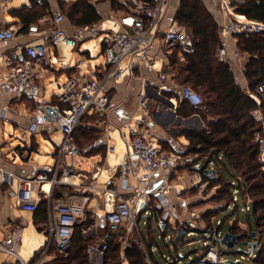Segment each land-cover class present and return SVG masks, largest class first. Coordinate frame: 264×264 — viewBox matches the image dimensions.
Returning a JSON list of instances; mask_svg holds the SVG:
<instances>
[{
  "label": "built area",
  "instance_id": "1",
  "mask_svg": "<svg viewBox=\"0 0 264 264\" xmlns=\"http://www.w3.org/2000/svg\"><path fill=\"white\" fill-rule=\"evenodd\" d=\"M35 1L37 4L43 3V0ZM122 1L126 11L122 16L111 19L114 27H109L105 20L100 24L80 28L76 30L74 36H70L68 29L63 26L65 16L58 13L54 17L53 29L49 33H41V41L33 39L25 45L9 48L3 54L9 69V76L0 77V94L21 98L33 96L38 91L41 74L46 72L51 65L50 48L59 45L76 48L85 32L100 36L104 46L103 57L107 70L103 80L71 78L62 85V93L58 97L60 105L37 103L33 111V130H36L38 126H53L63 134V138L56 154L55 168L51 177L47 174H40L34 178H19L14 194L25 211L34 213L38 210V202L34 194L36 186L50 182L55 187L67 183L66 180L73 177L74 158L82 153L74 140L77 128L90 112L95 111L100 116H108L112 107L113 97L104 88L106 82H121L127 76H133V63L154 65L151 52L155 42L159 39H163L169 46H180L179 57L182 60H185V54L194 52V47L188 42L189 36L185 29L176 23L173 25L167 23L174 0ZM234 1L236 0H214L216 15L226 21L224 26H221L222 42L218 48V56L221 61L229 64L235 73L237 83L244 92L257 102L258 108L253 112V117L262 128L256 133V138L261 144V160L264 163V80L258 84L254 92L250 89L248 81V85L245 86L240 83L239 76H245L244 57L237 48L231 46V40L236 34L246 36L264 34V22L236 14L232 7ZM29 34L32 36L40 34L38 27L31 26ZM15 37V30L0 29V43L4 46L8 47ZM235 40L237 43V39ZM166 77L167 73L161 75L162 80ZM160 99L161 92L152 89L148 83H144V89L138 97L140 113L128 126L119 128L126 151L123 161L119 164L118 172L123 188L131 192L133 198H120L107 212V231L100 243L90 245L87 249L89 264H105L107 252L115 239L128 247L127 235L122 230V225L127 223L129 228L137 227L136 216L142 212L148 214V210L154 209L153 206L161 212L157 224L162 239L166 243L169 240L174 241L182 232L175 234L170 229L172 214L176 211V207L168 197L172 178L176 175V168L181 164V157L164 149L144 131V127L148 124L152 102ZM179 100L186 101L194 107L204 104L203 96L190 86H182L174 90V97L169 101L175 114ZM198 119L199 116L195 115L192 119L185 120L195 121L193 124L196 125L200 124ZM108 151L113 153L115 148L110 147ZM183 161L184 164H193L194 158L185 157ZM196 168H199V165H196ZM156 176H162L164 184L151 197H148L138 210L141 197L145 194L148 184ZM200 178L202 179V175ZM233 184L237 183L233 182ZM206 186L204 182L201 188L204 189ZM95 190L97 187L94 186L93 191ZM109 193L117 195L114 189H110ZM86 199L87 197L74 196L70 200H52L49 197V237L42 255L32 261L24 260L19 253L18 236L9 234L0 241V253L7 256L0 264H39L54 242L58 252L67 255L72 248L76 227L87 220L86 202L88 199ZM234 200H238L237 190L234 191ZM195 234L192 230L188 231L184 241L178 242L177 249H185L201 242V240H188ZM204 242L207 244L208 240ZM163 258L166 264H181L182 262V257L173 252L170 255L164 254ZM147 262L155 264L150 258H147ZM189 264H227V262L221 258L216 246L214 247L210 242L205 246L200 257Z\"/></svg>",
  "mask_w": 264,
  "mask_h": 264
},
{
  "label": "crops",
  "instance_id": "2",
  "mask_svg": "<svg viewBox=\"0 0 264 264\" xmlns=\"http://www.w3.org/2000/svg\"><path fill=\"white\" fill-rule=\"evenodd\" d=\"M76 1L43 0V3L37 4L35 0H0V29L10 28L16 32L15 39L8 47L0 43L1 78L9 76L4 52L9 48L25 45L33 39L40 40L41 33H49L53 29L55 15L63 14ZM91 2L101 14L102 21L106 20L109 27H114L111 19L122 16L126 11L122 0H111L110 6L105 8L97 7L98 4H101L99 0H91ZM175 5H177L176 0H174ZM176 11L178 12L179 9ZM29 21L31 23L28 25ZM217 21L220 26H224L226 22L224 18L218 16ZM167 23L173 25L175 22L168 19ZM31 26H37L40 34L30 35ZM63 26L68 29L70 36H74L76 30L85 28L71 26L67 17ZM231 46L237 47L235 38L231 40ZM169 47L172 50L174 46L165 44L163 39L157 40L151 52L154 57V65L133 63V76H127L121 82L109 81L104 84L105 90L113 97L108 116H100L95 111L87 114L104 119V121L89 123L90 127L101 130L102 135L95 145L103 146L104 151L101 153L97 151L91 155H86L81 151V155L74 158L73 177L68 178L67 183L53 187L50 182H47L36 186L34 194L38 208L42 202H46V213L43 211L32 213L23 210L14 194L20 177L34 178L40 174H47L51 177L53 175L56 154L63 138V134L53 126H38L36 130H33L32 114L37 103L60 105L58 97L62 93V85L71 78L103 80L107 69L103 57L102 38L85 32L76 48L64 45L50 48L51 65L46 72L41 74L39 89L33 96L18 98V96L0 94V241L9 234H16L19 253L24 260L32 261L40 257L44 247L48 244L49 197L52 200H70L74 196L87 197V219L89 215L93 220V225L85 231V234L88 238L95 237L94 244L101 242L108 229L106 214L113 204L120 198H128V196L133 198V194L123 188V182L118 172L119 164L123 161L126 151L119 128L128 126L133 118L140 113L138 97L144 89V83H148L152 89L161 92V99L152 102L148 124L144 127V131L164 149L181 157V164L176 168V174L180 172L181 168L186 175L190 171L187 168H191V171L198 175L200 182L203 181L200 178L202 171L215 168V165L209 163L207 159L187 154L190 142L184 132L186 130H201L205 127V123L198 115L197 121L200 124H193L195 121L182 124L179 118L192 119L193 116L189 118L176 116L177 110L176 114L174 113L169 100L174 97V90L181 88L182 85L174 79L176 74L171 71ZM163 73H167L165 80L161 79ZM239 78L242 85H248L245 76L240 75ZM110 147L115 148L113 153L108 151ZM185 157H193L194 163L184 164ZM203 162H205L204 165ZM84 164L86 167L83 166ZM196 165H199V168H196ZM163 184L162 176H156L148 184L140 202L143 204ZM94 186L97 187L95 191H93ZM110 189H114L117 195H111ZM168 197L171 198L170 193ZM171 202L173 203L172 200ZM153 208L151 211L148 210V214L142 212L141 218L151 216L149 220L152 221L156 218L158 221L161 212L156 206ZM141 218L139 217L137 220V227L129 228L128 224L124 223L122 230L125 233L138 231L143 236L140 229ZM148 232L146 234L148 238L149 235L154 236V232L153 234ZM177 237L176 242L178 243ZM142 239L144 240V237ZM141 245L148 246L145 240ZM52 246L55 247L54 251H51ZM121 246L123 249L127 248L122 243ZM51 247L50 251L48 250L46 255H43V260L39 264L51 257L53 260L58 254L62 255L58 252L55 242ZM145 254L146 259L150 258L154 261L155 247L149 248V252L145 251ZM6 258V255L0 253V262Z\"/></svg>",
  "mask_w": 264,
  "mask_h": 264
},
{
  "label": "trees",
  "instance_id": "3",
  "mask_svg": "<svg viewBox=\"0 0 264 264\" xmlns=\"http://www.w3.org/2000/svg\"><path fill=\"white\" fill-rule=\"evenodd\" d=\"M176 2L177 5L179 4L176 21L190 27L191 36L188 42L194 47V52L185 54V61L179 57V51L171 54V71L176 74L174 79L179 84L192 87L204 98L202 106L194 107L186 101H180L177 108L178 116L189 118L199 115L205 123V127L201 130L184 132L190 142L187 154L203 157L209 163L215 164L216 175L207 174L206 169L201 175L203 182H208L218 191L215 199L225 201L224 209L233 206L234 214L239 213V205L242 202L249 221L251 213L254 218L255 231H252L251 226L244 228L235 221L227 232L241 235V242H256L257 249L253 250L249 245L244 246L249 247V253L243 252L238 247L227 250L229 254L233 252L243 257L253 253L255 257H252L249 263L239 259L237 262H227V264H264V164L261 160V144L256 138V133L262 128L253 117V112L258 108L257 102L244 92L229 64L221 61L218 56L222 36L221 26L216 17L202 0H176ZM232 7L236 14L264 22V0H236ZM65 12L69 22L76 27L92 26L102 21L101 14L91 0H77ZM235 39H237L236 48L244 57L245 77L254 92L258 84L264 80V34L250 36L236 34ZM175 47L180 49V46ZM96 117H93L92 123L104 121ZM101 135V130L90 127L87 122H81L74 134V140L84 154L91 155L97 151L100 153L104 151L103 146L95 145ZM235 190L238 192L237 201L234 200ZM37 211L46 213L47 203L42 202ZM220 212L211 210L207 215L210 218L205 227L191 228L194 233L211 234L216 239L214 243L216 247L218 244L221 245L222 229L227 224L226 221L217 220ZM92 225L93 220L88 215L87 221L76 227L72 248L68 254H58L50 264H89L86 251L88 246L94 244L95 237L88 238L85 231ZM256 231L257 236H252ZM149 232L153 234V231ZM149 236L148 238L143 233L144 240L151 249L156 242L153 235ZM172 242L174 247L178 245L176 239ZM218 252L221 258L227 254V252ZM153 259L159 264L154 256ZM105 264H148V262L141 245L132 243L123 249L118 239H115L107 252Z\"/></svg>",
  "mask_w": 264,
  "mask_h": 264
},
{
  "label": "rangeland",
  "instance_id": "4",
  "mask_svg": "<svg viewBox=\"0 0 264 264\" xmlns=\"http://www.w3.org/2000/svg\"><path fill=\"white\" fill-rule=\"evenodd\" d=\"M204 5H206L207 9L216 17V4L214 0H202ZM99 3L97 7L98 8H105L109 7L111 0H99ZM179 9L178 5H173L169 19L175 22L178 25H181L185 31L187 32L188 36H191V29L190 27L185 23H179L176 21V10ZM65 19L67 17V12H63ZM68 19V17H67ZM69 20V19H68ZM71 24V23H70ZM71 26H73L71 24ZM169 47V51H171V54H174L175 52L179 51L178 48L175 46L172 48V50ZM96 117L94 115L89 116L87 115L85 119H83L82 122H89L94 121V118ZM99 119L98 117H96ZM101 119V118H100ZM198 126V125H197ZM205 162H203V165ZM264 164V163H263ZM84 167L85 164L83 165ZM183 168V167H182ZM188 171L185 175V171H183L181 168L179 169L180 172L177 173L172 178L171 183V190H170V199L173 201L174 205L177 207V211L173 212L174 218L172 219L170 229L175 233L178 234L179 232H188L191 231L192 227L199 229L200 227L203 228L206 226L207 220L210 218L208 217V213L211 212V210H219L221 211L217 215V220L226 221V225L222 229L221 238L224 236V234L229 230V227L233 224V222L237 221L239 224L244 227L248 228L250 227L252 231H255L256 224L254 221V218L252 216V213L250 214V221L249 217L244 212V204L240 202L239 207V213L233 212V206H230L229 208L224 209L225 201H220L218 199H215V196H217L218 191L212 187L211 184L206 183V188L202 189V185L204 184L203 181L199 182V177L194 171H191V168H187ZM178 170V171H179ZM187 171V170H186ZM227 175V171L225 172ZM214 197V199H213ZM132 198L131 196H128V199ZM151 211V210H150ZM141 218V214H138L136 216V220ZM151 217V216H149ZM149 217H143L140 220V229L143 233L147 234L148 230L154 232L155 236V258L159 264H166L163 254L170 255L171 252L173 254L177 255L179 254L182 257L181 264H189L200 257V255L204 252L205 246L208 243H212L215 247L214 243L216 241L215 238L212 237L211 234L207 233H196L194 236H191L188 238V240H201V242L194 244L193 246L187 247L185 249H177L174 247V244L171 240H169L167 243L162 239L161 232L158 228L156 218H154L152 221L149 220ZM250 224V225H249ZM188 228V229H187ZM251 232V230H250ZM127 239L126 242L128 244L136 243L138 245H141L144 243V240L142 239L143 236L139 234L138 231H133L132 233H126ZM220 238V239H221ZM205 240H208V243L205 244ZM53 245V243H52ZM143 250L149 252V247L147 245H141ZM51 251H54L55 247H51ZM216 249L218 251H221L222 253H226L222 256V259L225 260V262H237L239 259L243 262H248L252 257H255L254 254H250L248 257H243L240 255H235L233 252L229 254L226 247L221 246L220 244L217 245ZM243 252L249 253V247H243ZM50 251V250H49ZM51 259H47L42 264H49ZM55 258V257H54ZM249 263V262H248ZM149 264V263H148Z\"/></svg>",
  "mask_w": 264,
  "mask_h": 264
},
{
  "label": "water",
  "instance_id": "5",
  "mask_svg": "<svg viewBox=\"0 0 264 264\" xmlns=\"http://www.w3.org/2000/svg\"><path fill=\"white\" fill-rule=\"evenodd\" d=\"M179 121L184 124V123H188L191 120H185L183 118H179ZM207 173L209 175H216V170H208ZM257 231L252 233V236L256 237L257 236ZM187 233L186 232H181L179 233L178 237H177V241L178 242H182L184 241L185 237H186ZM242 236L241 235H234L230 232H226L223 236V238L221 239L220 243L222 246H225L228 250H233L236 247L242 249V247L244 246H249L251 245L253 250L257 249V243L256 242H241ZM246 264V263H244Z\"/></svg>",
  "mask_w": 264,
  "mask_h": 264
},
{
  "label": "bare ground",
  "instance_id": "6",
  "mask_svg": "<svg viewBox=\"0 0 264 264\" xmlns=\"http://www.w3.org/2000/svg\"><path fill=\"white\" fill-rule=\"evenodd\" d=\"M184 124H186V123H184ZM141 205H142V202L139 203L138 208H137L138 210L141 208Z\"/></svg>",
  "mask_w": 264,
  "mask_h": 264
}]
</instances>
